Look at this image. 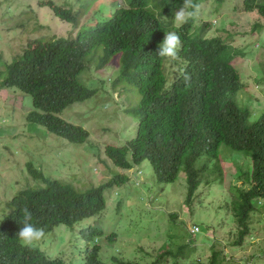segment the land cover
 Wrapping results in <instances>:
<instances>
[{
	"label": "trees",
	"instance_id": "obj_1",
	"mask_svg": "<svg viewBox=\"0 0 264 264\" xmlns=\"http://www.w3.org/2000/svg\"><path fill=\"white\" fill-rule=\"evenodd\" d=\"M125 1L126 7L121 6L112 14L109 9L108 18H102L94 26H84L89 29L80 31L76 37L30 44L11 64L0 56V63L5 62L0 89H16L32 98L29 123L42 126L72 144H85L90 133L64 121L61 115L72 105L97 95L98 89L88 87L96 84H85L81 79L91 66L103 69L114 57L121 56L117 60L119 74L109 82L114 89L141 97L138 106L127 110L138 120V126L135 138L125 146L105 147L106 159L123 171L149 162L159 185L176 183L184 172L186 202L191 205L202 184L224 179L220 163L227 158L220 159L222 146L244 153L251 161V173L238 171L236 182L229 185L232 199L227 202L237 225V239L232 246L242 247L251 234L253 215L264 209V112L257 121H252L250 107L238 100L244 86L233 66L234 59L247 54L228 46L220 37L206 38L209 25L198 26L195 19L177 28L174 13L183 6V0ZM197 1L202 0H193L195 4ZM216 3L224 5L226 0ZM86 5L77 13L54 2L43 7H49L57 18L78 27L82 15L89 11L86 12ZM243 7L244 12H256L264 21V0H244ZM254 29L263 31L264 24H256ZM166 30L180 36L182 47L176 60L181 65L166 59L164 70L165 58L157 55V49ZM165 72L172 83L169 87ZM260 73L257 82L264 86V68ZM185 76L189 77L187 81ZM27 171L43 184L20 190L8 203L10 213L0 221V264H65L37 247L21 245L16 234L22 227L19 221L25 206L32 212L31 223L43 227L46 234L59 226L73 232L79 223L102 217L107 207L106 191L122 188L131 180L130 176L117 173L104 185L79 191L72 185L46 178L32 163L27 165ZM77 230L72 249L81 252L82 264H143L115 255L107 262L102 259V246L97 243L106 238L114 244L116 234L106 236L101 228L93 226ZM79 241L84 243L83 249L77 247ZM169 242L175 244L173 238ZM168 247L158 252L153 264H166L169 260L178 264L185 256L183 246L178 245L176 250ZM220 254L213 250L207 264L224 262L221 258L218 261Z\"/></svg>",
	"mask_w": 264,
	"mask_h": 264
},
{
	"label": "rangeland",
	"instance_id": "obj_2",
	"mask_svg": "<svg viewBox=\"0 0 264 264\" xmlns=\"http://www.w3.org/2000/svg\"><path fill=\"white\" fill-rule=\"evenodd\" d=\"M92 1L0 0L1 58L11 64L30 44L76 37L80 31L89 29L84 26H94L102 18H108L109 9L112 14L118 6L126 7L124 0H97L94 4ZM243 1L226 0L224 5L217 4L216 0L197 1L200 10L195 19L198 26L209 25L206 38L220 37L228 46L247 54L233 62L244 86L238 100L250 107L252 121H257L264 112V86L257 82L264 68V29L257 31L254 26L264 24V21L256 12H244ZM48 2L75 13L80 12L82 6L90 5H86V12L89 11L82 15L79 26L74 27L57 18L49 7H43ZM120 59L121 56L114 57L107 67L99 70L91 66L81 79L85 84H96L87 86L98 89L97 95L72 105L61 115L64 121L90 133L85 144H72L42 126L29 123L27 117L33 111L32 98L16 89H0V221L10 213L8 203L20 190L43 184L28 173L29 163L46 178L72 185L79 191L104 185L120 173L130 176L131 180L122 188L105 192L107 207L101 218L85 220L73 232L59 226L33 247L52 259H62L65 264H82L81 252L72 249L76 240L74 235H77V229L93 226L101 228L106 236H117L114 244L106 238L97 243L102 246L100 254L107 262L115 255L126 261L153 264L158 252L171 245L175 250L180 246L185 249V256L178 264H195L192 260L196 264H207L213 250L221 253L218 259L224 260L221 264H264V209L253 215L251 234L243 246H232L237 239V225L227 203L229 198L232 199L229 185L236 182L240 169L242 174L251 173V161L244 153L222 146L220 159L227 158L220 163L225 172L224 179L202 184L191 205L186 202L187 176L184 172L176 183L159 185L149 162L123 171L106 159L105 147L125 146L127 141L135 138L138 126V120L127 110L138 106L141 97L134 92L135 97L114 89L109 82L119 74L120 62L117 60ZM2 64L0 74L4 70ZM166 77L169 87L172 83ZM199 226L200 233L191 236ZM170 238L176 245L169 242ZM77 247L83 249L84 243L79 241ZM166 264H172V260Z\"/></svg>",
	"mask_w": 264,
	"mask_h": 264
},
{
	"label": "clouds",
	"instance_id": "obj_3",
	"mask_svg": "<svg viewBox=\"0 0 264 264\" xmlns=\"http://www.w3.org/2000/svg\"><path fill=\"white\" fill-rule=\"evenodd\" d=\"M199 10L200 5L195 4L193 0H183V6L174 13V20L178 25L177 28L182 27L189 20H194L198 16ZM195 22L197 23L196 19ZM181 47L180 36L175 31H170L165 34L162 43L158 46L157 55L170 61H176L179 59ZM188 79L189 77L185 76V80L187 81ZM21 213L22 219L19 223L22 224V227L19 228L16 235L22 246H34L45 237V230L43 227H37L31 223L33 215L28 207L22 208Z\"/></svg>",
	"mask_w": 264,
	"mask_h": 264
},
{
	"label": "built area",
	"instance_id": "obj_4",
	"mask_svg": "<svg viewBox=\"0 0 264 264\" xmlns=\"http://www.w3.org/2000/svg\"><path fill=\"white\" fill-rule=\"evenodd\" d=\"M198 227V226H197ZM198 231L194 232V234L199 233L200 232V228H196Z\"/></svg>",
	"mask_w": 264,
	"mask_h": 264
}]
</instances>
